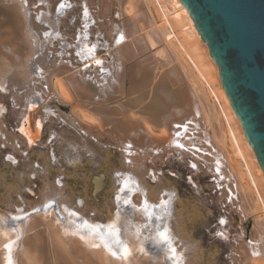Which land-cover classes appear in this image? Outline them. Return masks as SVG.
I'll return each mask as SVG.
<instances>
[{
	"label": "bare ground",
	"instance_id": "obj_1",
	"mask_svg": "<svg viewBox=\"0 0 264 264\" xmlns=\"http://www.w3.org/2000/svg\"><path fill=\"white\" fill-rule=\"evenodd\" d=\"M160 1L166 6L162 7ZM51 2L43 0L41 4L37 0L38 4L48 8L38 20L33 18L25 0H0V84L7 79L6 85L10 88L8 98L0 96V104L7 109L8 117L19 125L22 116L28 114L27 96L41 90H37L34 83L9 79L12 76L31 77L35 67L56 66L47 73L48 87L42 93L46 96L45 91H51L59 95L83 126L75 118L62 114L47 115L38 134V142L44 141L36 150H29L24 135L8 128L6 122H0V145H6L0 147V209L14 211L15 207H24L31 211L55 196L90 222L107 224L114 219L116 211L115 197L121 179L116 173L122 172L139 183V191L133 196L134 203L139 204L145 194L149 202L159 203L161 194L169 193L171 215H165L164 222L172 230L177 250L184 256V264H217L219 250L216 243L226 247L227 264H264V194L261 192L264 191L261 190L264 172L222 87L219 69L209 48L180 0H115L113 4V0H86L90 19L82 17L85 0H71L73 8L65 9L63 14L56 10L53 17ZM113 8L116 9L115 16L108 17ZM121 16L124 21L120 25ZM66 19H69L68 23ZM84 23L89 24V39L83 43H99V34L107 46L114 42L119 32L126 35L125 42L115 46L117 78L107 79V84L100 78L82 74V71L79 74L78 70L63 64L64 59L57 55L66 49V44L76 42ZM49 25H52L51 29ZM33 30L43 39L41 46L33 43ZM49 30L53 32V38L45 39L43 33ZM56 31L62 38L55 35ZM176 31L181 33L178 44ZM53 39L57 42L55 45L47 44ZM201 44L206 49L203 56H207V61L199 54ZM40 50L45 58L36 64L34 54ZM68 50L75 60L74 63L64 55L70 64L80 62L75 57L76 49ZM116 68L108 70L113 74ZM213 75L219 81L217 92L209 85ZM45 99L40 109L29 114L31 123L26 128L33 133L38 131L35 119L45 113L42 110L48 104ZM215 102L220 105L218 111ZM189 119L194 121L188 130L193 140L185 139L184 142L203 148L200 155L209 167L214 168L215 160H219L223 181H214L213 173L203 167L194 173L189 167V161L194 159L191 153L172 146L173 125ZM231 122L236 125V130L229 128L228 133L223 132V123L229 127ZM50 136L55 137L51 144L48 143ZM129 142L134 145V155L126 157L123 149ZM153 148H159L160 152L154 153L150 150ZM53 151L55 161L49 155ZM23 152L28 155L25 157ZM207 153L210 155H205ZM9 154L19 163L5 160ZM246 155L251 159L250 164L247 163L249 160L246 162ZM71 157L80 164L79 168L72 169L74 172L70 171L68 162ZM145 157L151 160L150 169L141 163ZM126 159H131L132 163H126ZM173 159L184 165L193 179L202 173L210 178V182L205 185L196 182L197 187H193L187 179L193 194L179 193L178 172L162 170V165ZM195 162L200 163L198 159ZM37 163L39 169L33 167ZM86 170L98 171V174L91 176ZM149 171L157 173L155 179ZM33 172L36 179H32ZM58 175L64 177L62 188L55 183ZM205 190L212 192L211 195H205ZM91 194L96 198L99 196L98 199H92ZM81 200L83 204L77 203ZM208 207L218 210L217 221L224 217L228 221L239 218L242 222L251 217L249 240L253 243L246 241L237 245L236 239L232 242V233L241 239L244 235L241 225L233 230L229 222L225 226L219 225L218 229L224 230L228 238L216 235V241L205 250L202 242H196L195 232L208 224L212 209ZM126 213L119 227L121 238L131 249L127 258L112 256L103 245L93 247L91 238L81 239L63 221L57 223L55 212L49 215L41 211L18 225L20 239L13 246V264H171L162 247L143 239L144 235L154 234V229H143L140 240L135 239L134 230L144 223L142 213L130 214L131 210ZM16 235L0 226V264H7L4 245ZM141 241L144 251L140 250ZM253 251L259 255H253Z\"/></svg>",
	"mask_w": 264,
	"mask_h": 264
},
{
	"label": "snow or ice",
	"instance_id": "obj_2",
	"mask_svg": "<svg viewBox=\"0 0 264 264\" xmlns=\"http://www.w3.org/2000/svg\"><path fill=\"white\" fill-rule=\"evenodd\" d=\"M27 0H25V3ZM42 4L43 0H39ZM74 5L71 0H59V3L56 6V10L58 14H63L65 9H71ZM43 13H40L36 18L39 20ZM90 10L89 6L85 0L82 4V17L90 19ZM58 22V21H57ZM93 24L94 20L91 21ZM51 28V25L48 26ZM89 28L88 23H84L82 25L81 32H79L75 38L76 42L74 44L69 43L65 45L66 49H76L75 57L82 63L83 70H89L93 67L99 69L101 73L100 79L104 84H107L108 81L104 79L105 73L111 76V73L107 71L104 67L105 58L109 53L108 46L103 47V52L106 54L105 58H98L97 53L100 51L99 44L103 43V38L97 34V40L99 43H83V41H87L89 36L87 34V29ZM53 32L51 30L45 31L43 36L45 39L51 37ZM57 37H61V33L59 31L55 32ZM126 40V35L124 32H119L114 37V45H120L124 43ZM61 58L65 55L64 52L57 53ZM67 55L70 57L72 55L71 51L67 52ZM71 63V61H67ZM35 75L43 76L44 69L40 67H35L33 69ZM47 83L43 84V88H47ZM10 89L6 84H0V92H9ZM33 96L35 100L29 102L27 105L26 112L28 114L23 115L21 118L20 126L17 129L20 133H23L27 137V142L29 147L35 146L38 144V134L39 131L43 129L44 121L42 118L35 119V128L38 130L36 133L29 131L26 126L31 123L30 115L35 110L41 108V103L44 101V94L42 92H34ZM43 112L47 113L48 108L44 107ZM7 109L3 104H0V115H3ZM193 120L189 119L183 123H176L173 125L175 131L172 136V146L183 150L185 152L191 153L193 156V160L189 161V167L193 170L194 173L198 172L201 167L205 168L213 173V180L223 181L224 176L222 173V166L219 160H215V167L211 168L204 162V156L200 155L203 153V148L197 146L195 143H185L184 140L192 141L193 137L191 134H188L189 126L193 124ZM188 134V135H186ZM55 139L54 136H50L48 143L51 144ZM6 145H0V147H4ZM18 146V145H17ZM75 151V147L73 148ZM154 153H159V148L150 149ZM123 151L126 154V157H131L134 155V145L129 142L124 146ZM140 151H144V149H140ZM23 155L26 157L28 155L27 152H23ZM52 161L56 160V153L53 151L50 154ZM205 155H210L207 153ZM198 159L200 163H196L195 160ZM5 160L10 161L13 164H18L19 161L15 159V157L11 154L5 156ZM69 162H75L74 160H70ZM126 163H132L131 159H126ZM34 168L39 169L40 165L37 163L33 165ZM153 179H155L157 173L155 171H149L148 173ZM162 175V173H161ZM175 175V173H172ZM117 177L121 179L118 181L119 188L117 191V195L115 197L116 201V211L114 213V219L107 224H99L92 223L89 220L83 218L81 213L77 211L75 208L70 207L67 203H61L59 197H51L43 202L39 207H33L31 211H26L24 207H15L14 211H8L7 209H0V226L10 229L12 232L17 233L16 238L14 240H10L7 244L4 245L7 251V264H13L12 261V251L13 246L20 239L19 236V227L18 225L26 221L30 218L34 213H40L41 211L48 213L51 215L53 212L56 213V222L60 223L63 221L67 227H70L74 234L80 235L81 239L91 238V242L93 247L99 248L103 245L104 248L108 250V252L114 256L119 257L123 256L127 258L131 255V249L128 246V243L125 239L121 238V228L119 227V223L121 220H124L126 217V210H131L130 214H134L136 212L142 213L144 217V223L141 228H136L134 230V237L136 240H140L143 235V229H149L150 231L154 229V234L152 235H144L143 239L151 240L154 245L157 247H162L164 255L171 264H184V256L182 253L178 252L175 242V237L172 235V230L167 226L165 221V215H171L168 210V206L171 204V197L168 192H163L161 194V198L159 203H151L144 195V199L139 203H134L133 196L139 191V183L132 179L130 175H127L122 172L116 173ZM32 179H36V173H32ZM64 177H57L55 183L61 188L64 186L62 181ZM189 183L193 185V187H197L193 176L187 177ZM31 191V188L28 189ZM174 195V194H172ZM165 197H169L165 199ZM229 199H231V194L229 195ZM77 203L83 204V201H78ZM229 223L228 219L221 217L218 219V224L225 226ZM215 235L227 239L226 233L224 230H218ZM249 244H252V240H248ZM141 251H144L143 241H141ZM253 255H259V252L253 251Z\"/></svg>",
	"mask_w": 264,
	"mask_h": 264
},
{
	"label": "water",
	"instance_id": "obj_3",
	"mask_svg": "<svg viewBox=\"0 0 264 264\" xmlns=\"http://www.w3.org/2000/svg\"><path fill=\"white\" fill-rule=\"evenodd\" d=\"M219 69L222 87L264 172V0H180ZM116 46V45H114ZM102 53L108 70L114 58ZM101 76L93 67L78 70ZM109 72V70H108ZM107 80L112 77L103 74Z\"/></svg>",
	"mask_w": 264,
	"mask_h": 264
},
{
	"label": "rangeland",
	"instance_id": "obj_4",
	"mask_svg": "<svg viewBox=\"0 0 264 264\" xmlns=\"http://www.w3.org/2000/svg\"><path fill=\"white\" fill-rule=\"evenodd\" d=\"M24 1V0H23ZM52 2H51V4H50V8H51V10H52V12H54V13H52V17L53 16H55V14H56V6H57V4L59 3V0H51ZM73 1V0H72ZM75 1H77V0H75ZM27 2H28V4H29V8H30V11L32 12V15H33V18L35 19L37 16H34V14H39V12H43L44 10H46V11H44V13L45 12H47V10H48V8H47V6H44V5H40V4H38L37 3V0H27ZM161 3V6L162 7H164V2L163 1H160ZM11 3H13V1L11 2ZM113 3H115V0H113V2H112V4ZM166 6V5H165ZM25 9V8H24ZM116 9L115 8H113V12L111 13V14H109L108 15V17L110 16V17H113V16H115V14H116V11H115ZM66 18V17H65ZM105 18H107V17H105ZM68 20L69 19H66V22L68 23ZM119 21V24L121 25L122 24V22L124 21L123 20V16H121L120 17V19L118 20ZM52 26V25H51ZM62 26V25H61ZM49 29H51V28H49ZM33 38H32V40H33V43H37V44H39L40 46H41V41L43 40L40 36H38L37 34H36V32L33 30ZM181 33L179 32V31H176V38H175V41H176V43L178 44V42H180L181 41ZM41 38V39H40ZM50 38H53V35H52V37H50ZM178 41V42H177ZM55 43H57L56 42V40L55 39H53V40H51L49 43H47V44H49V45H55ZM105 45L102 43V44H100V51H98V53H97V55H101L102 53H104L103 52V47H104ZM108 46V48H109V52H111V54H112V57L114 58V60H113V64L112 65H110L109 67L110 68H116V66H117V70L115 69V71L113 72V74H112V77H111V80H112V78L113 79H116L117 78V71H118V61H117V56H116V51H115V49H116V47L114 46V43L113 42H110V44H108L107 45ZM201 49V50H200ZM64 53H65V55H67V51H70V50H66V49H63L62 50ZM40 54V55H39ZM199 54L200 55H202V57H203V59L205 60V61H207V56L206 57H204L205 55H206V49H205V47H204V45L203 44H201L200 45V47H199ZM39 55V56H38ZM204 55V56H203ZM36 57V59H35V61H36V64H38V62L43 58H45V55L41 52V50L40 51H36L35 52V54H34V58ZM69 58H71V61L72 62H74L75 63V60H74V58H73V56L71 55V57H69ZM64 59V60H63ZM68 58L66 57V56H64V57H62V63L63 64H66V65H68V66H71L72 67V69L73 70H79L83 65H82V63L81 62H78L77 64H74V65H72V64H70V63H68L67 60ZM117 63V64H116ZM61 64V63H60ZM59 64V65H60ZM53 67H56V66H52V67H49V68H47V67H45L44 68V74H43V78H41V76H37V75H35V73L34 74H32V75H30L31 77H28V78H26V79H24L22 76H12L10 79H9V81H11V80H13V79H20L21 80V83H22V81L26 84L27 82L29 83V84H35V86L37 85V87H36V89L38 90H41V92L45 89V88H43V84H45L46 83V81H47V77H48V75H47V73L53 68ZM84 75H86V76H91V77H96L97 79H99V77L97 76V75H95L94 73H91V72H88V73H86V74H84ZM47 76V77H46ZM110 80V81H111ZM31 81H32V83H31ZM218 80H216V76L215 75H213V77L211 78V80H210V83H209V85L212 87V89L215 91L216 90V92H217V89L219 88V81L217 82ZM2 83H4V84H7V79L5 80V81H3ZM10 89V88H9ZM46 93H45V95L46 96H44L46 99V103H48L47 104V108H48V112L47 113H43V114H41V118L44 120V118L48 115V116H51V117H55V116H57V115H59V114H62V115H64V116H66L67 118H70V119H74L75 117V115H73V112H71V110L69 109V107H68V104L67 103H65L63 100H62V98L59 96V95H57V94H53L51 91H50V93L48 92V91H45ZM32 94V95H31ZM29 93V95L27 96V98H28V103L29 102H32V101H34L35 100V97L33 96V93ZM0 96L1 97H5V98H8V92H0ZM30 96V97H29ZM214 101V100H213ZM220 101H221V99H220ZM215 109H217V111H218V109H220V105H219V103H217V102H215ZM28 105V104H27ZM7 107H8V105H6ZM59 106H61L62 107V109H60L59 108ZM219 112H220V110H219ZM2 116V118H0V122H6L7 123V125H9L8 126V128H11V129H14L15 131H16V133H18V131H17V126H20V123H19V125H18V123L16 122V121H14L13 119H11V118H9L8 117V115H7V112L5 113V114H3V115H0V117ZM6 119V120H5ZM75 120H76V118H75ZM77 121V123L78 124H80L81 126H83V124H81L80 122V120L79 119H77L76 120ZM10 122V123H9ZM14 122H16V123H14ZM14 123V124H13ZM231 125H229V127H228V124L227 123H223V126H222V128H223V132L224 131H226L225 133H228L229 132V130L230 129H233V130H236L235 128H236V125L233 123V122H231L230 123ZM234 125V126H233ZM231 127H233V128H231ZM19 128V127H18ZM230 128V129H229ZM20 134H22V135H24L23 133H18V135H20ZM21 135V136H22ZM25 136V135H24ZM44 140H42V141H39L38 142V144L37 145H35V146H32V147H28V143H27V147L29 148V150H36L37 148H39L40 147V144L43 142ZM247 157H248V159H247ZM146 159H142L141 160V163H143L144 165H147V169L149 168V166H151V164H150V162H151V160H149L148 159V157H145ZM250 157L248 156V155H246V157H245V159H246V162L248 163V164H250V161H251V159H249ZM70 160H74L75 162H69ZM148 160V161H147ZM68 162H69V165H70V171L71 172H74L72 169H76V168H79L80 166V164H79V162H78V160L75 158V157H71L69 160H68ZM82 165V164H81ZM79 166V167H78ZM150 169V168H149ZM187 168H185L184 167V165L182 166V164L181 163H179V162H177V160H172V161H170L169 162V164L168 163H166V164H163L162 165V170L164 171V172H175V173H177L178 175H179V178H178V184H177V190H178V192L179 193H181V194H185V193H187L186 195H191V194H193V190H192V188H191V186L190 185H188L187 184V177L188 176H190L189 174H190V172L188 171V169L186 170ZM80 172V171H79ZM84 172V171H83ZM85 172H88V173H90L91 174V176H95V175H97L98 174V171H94V170H86ZM99 172H101L102 173V171H99ZM253 173L254 174H256V169H254L253 168ZM194 180H195V182H199L201 185H205V184H207V183H209L210 182V178L207 176V175H203L202 173L201 174H199V176H198V178L197 177H195L194 178ZM177 181V180H176ZM263 185V187H261L260 189L261 190H264V183L262 184ZM252 191H254V190H252ZM262 192V194H264L263 192L264 191H261ZM205 195H211V193L212 192H210V191H208V190H205ZM91 196H93L92 197V199H94V200H96V199H98V197L96 198L93 194H91ZM263 197H264V195H263ZM210 208H212V207H208V209H210ZM211 211V215H210V220H209V222H208V224L206 225V226H204V227H202V228H198L197 230H196V234L195 235H197L196 237H195V240H196V242H198V243H200V242H202V244L204 245V248H205V250H206V248L207 247H209V245L212 243V242H215L216 240H215V237H216V235H215V233L217 232V230L220 228V226H219V224H218V221H217V216H218V210L216 209V208H212V209H210ZM251 217L250 218H247V220H244V221H240L239 220V218H234V219H230V224L232 225V229L233 230H236L237 229V227H239V225H241V230H242V235H244V237L241 239V237L239 238V237H236V234H234V233H232L231 235H230V239H231V241L233 240V239H236L237 241H238V244L237 245H243V244H245L246 243V241H248L249 240V235H250V231H251V226H252V224H251ZM249 221V222H248ZM240 222H241V224H240ZM219 226V227H218ZM232 235H234V236H232ZM233 242V241H232ZM242 242H244V243H242ZM216 246L218 247V250H219V252H218V258H217V264H227V255H229V253L227 252V249H226V247L224 246V244L222 245V244H220V243H216ZM236 246V245H235Z\"/></svg>",
	"mask_w": 264,
	"mask_h": 264
},
{
	"label": "flooded vegetation",
	"instance_id": "obj_5",
	"mask_svg": "<svg viewBox=\"0 0 264 264\" xmlns=\"http://www.w3.org/2000/svg\"><path fill=\"white\" fill-rule=\"evenodd\" d=\"M59 108L60 109H62V107L61 106H59ZM17 129H18V127H17ZM18 131V130H17ZM18 133H20L19 131H18ZM20 135H22V134H20ZM23 138H25V141L27 142V138L26 137H24V136H22ZM28 143V142H27ZM28 147H29V145H28Z\"/></svg>",
	"mask_w": 264,
	"mask_h": 264
}]
</instances>
